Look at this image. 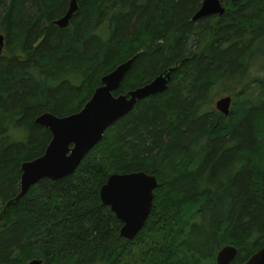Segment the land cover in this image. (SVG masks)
I'll use <instances>...</instances> for the list:
<instances>
[{
	"label": "trees",
	"instance_id": "16d2710c",
	"mask_svg": "<svg viewBox=\"0 0 264 264\" xmlns=\"http://www.w3.org/2000/svg\"><path fill=\"white\" fill-rule=\"evenodd\" d=\"M202 1L78 0L61 29L70 0H0V213L21 164L51 140L39 114L79 112L130 58L114 95L177 66L168 90L109 127L73 174L42 179L0 219V264H215L224 245L241 264L264 245V80L253 99L236 93L229 115L211 108L216 85L242 77L264 43V0H221L222 17L192 21ZM139 171L158 186L127 240L99 192L111 174Z\"/></svg>",
	"mask_w": 264,
	"mask_h": 264
},
{
	"label": "water",
	"instance_id": "95a60500",
	"mask_svg": "<svg viewBox=\"0 0 264 264\" xmlns=\"http://www.w3.org/2000/svg\"><path fill=\"white\" fill-rule=\"evenodd\" d=\"M77 10L78 0H70L66 13L54 20L53 25L61 29L67 28ZM225 12L226 8L221 0H203L192 21L210 16L222 17ZM4 44L5 37L0 34V55ZM133 61L134 57L104 75L101 85L95 88L91 98L79 112L65 117L44 112L35 118L36 124L49 130L51 140L41 156L21 164L19 193L5 204L0 219L42 179L55 181L73 174L84 157L103 139L106 130L127 116L139 101L168 90L171 74L177 66L162 71L143 86L114 95ZM231 101L230 95L220 98L215 102L216 110L225 116L229 115ZM157 186L156 176L143 171L113 173L102 185L100 199L121 221L122 238L132 240L142 230L150 215ZM237 254V247L223 246L216 255V264H231ZM30 264H42V261L34 259ZM241 264H264V245Z\"/></svg>",
	"mask_w": 264,
	"mask_h": 264
},
{
	"label": "rangeland",
	"instance_id": "374dc122",
	"mask_svg": "<svg viewBox=\"0 0 264 264\" xmlns=\"http://www.w3.org/2000/svg\"><path fill=\"white\" fill-rule=\"evenodd\" d=\"M100 30L101 29H99L98 31ZM263 44L264 43H261L259 45L260 47H258V49L256 50V53L252 56L250 60V64L248 68L245 70V73L242 77L239 76L236 78L227 79L216 85L215 89L213 90L211 94L212 101H213L211 103V108L215 109V102L219 100L220 98L226 97L229 94H233V96L235 97L236 93L241 92L243 90L244 91L247 90L246 95H245L246 97L251 98V99L256 97V93H257L256 91H258V88H256L255 82L257 80H260V81L264 80V45ZM240 99H243V98H240ZM232 100L234 103V99ZM236 101L237 100L235 99V102ZM206 229L209 230V228H206ZM218 251L215 254V264H216V255Z\"/></svg>",
	"mask_w": 264,
	"mask_h": 264
},
{
	"label": "flooded vegetation",
	"instance_id": "af4514ba",
	"mask_svg": "<svg viewBox=\"0 0 264 264\" xmlns=\"http://www.w3.org/2000/svg\"><path fill=\"white\" fill-rule=\"evenodd\" d=\"M231 97H232V99H233V95L232 94H229ZM232 105H233V100L231 101V107H232ZM231 107H230V110H231ZM218 111V110H217Z\"/></svg>",
	"mask_w": 264,
	"mask_h": 264
}]
</instances>
